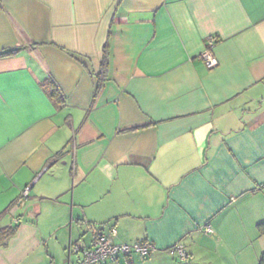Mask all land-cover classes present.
<instances>
[{
  "label": "crops",
  "instance_id": "0c3cea01",
  "mask_svg": "<svg viewBox=\"0 0 264 264\" xmlns=\"http://www.w3.org/2000/svg\"><path fill=\"white\" fill-rule=\"evenodd\" d=\"M9 50L0 229L15 233L0 264H75L86 225L155 249L102 264H259L264 0H0Z\"/></svg>",
  "mask_w": 264,
  "mask_h": 264
},
{
  "label": "built area",
  "instance_id": "2783aa9c",
  "mask_svg": "<svg viewBox=\"0 0 264 264\" xmlns=\"http://www.w3.org/2000/svg\"><path fill=\"white\" fill-rule=\"evenodd\" d=\"M214 45V39L209 38L207 40V47L201 54L207 69H213L218 65L217 60L212 54V47ZM28 189L24 191V195ZM117 236V231L114 228H109L107 232L97 231L93 234L92 247L90 249L77 248L74 253H80L79 260L75 264H102L106 260L114 261L119 255H130L136 253L142 257L149 256L155 249L146 242L135 244H122L118 245L113 242V239ZM171 255H176L179 261L184 262L187 258V254L180 245H175L169 249Z\"/></svg>",
  "mask_w": 264,
  "mask_h": 264
},
{
  "label": "trees",
  "instance_id": "16d2710c",
  "mask_svg": "<svg viewBox=\"0 0 264 264\" xmlns=\"http://www.w3.org/2000/svg\"><path fill=\"white\" fill-rule=\"evenodd\" d=\"M16 52H17V50H9V51H5V52H1L0 53V58L14 55ZM106 70H107V64L103 63V65L101 67V70L98 73V78H99L100 83H101L99 85H101V86H102V82L105 81ZM46 85H47V88H48V91H49L50 98L53 99L54 104L55 105H59V106L64 105L63 96L59 92L58 88L51 81L47 82ZM259 227L262 230H264V224H261ZM100 231H102V230H100ZM14 233H15L14 228L0 229V241L2 242L3 246L7 243L9 238L14 235ZM119 256H123V255H119ZM125 256L127 257L129 255H125ZM259 264H264V255L260 258Z\"/></svg>",
  "mask_w": 264,
  "mask_h": 264
},
{
  "label": "rangeland",
  "instance_id": "374dc122",
  "mask_svg": "<svg viewBox=\"0 0 264 264\" xmlns=\"http://www.w3.org/2000/svg\"><path fill=\"white\" fill-rule=\"evenodd\" d=\"M91 230L95 231L96 229H94V228L89 229L87 227V225L79 227L77 237L75 240H72V241L77 242V246H79V245L85 246V247L88 246V243L91 244V241L93 240ZM104 232H107V230ZM77 246L70 245V247H69V255L74 254L73 255L74 258H76V256L80 257V253H74V251L77 249Z\"/></svg>",
  "mask_w": 264,
  "mask_h": 264
}]
</instances>
